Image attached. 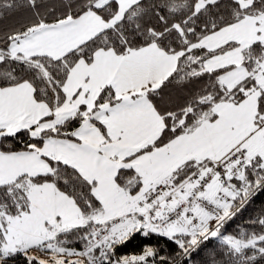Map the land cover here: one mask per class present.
I'll return each instance as SVG.
<instances>
[{"label": "snow or ice", "instance_id": "6c2138e0", "mask_svg": "<svg viewBox=\"0 0 264 264\" xmlns=\"http://www.w3.org/2000/svg\"><path fill=\"white\" fill-rule=\"evenodd\" d=\"M19 9L0 33V264H176L154 236L264 264V213L222 231L264 190V0H0Z\"/></svg>", "mask_w": 264, "mask_h": 264}, {"label": "trees", "instance_id": "16d2710c", "mask_svg": "<svg viewBox=\"0 0 264 264\" xmlns=\"http://www.w3.org/2000/svg\"><path fill=\"white\" fill-rule=\"evenodd\" d=\"M52 3L59 6L60 0H51ZM146 4H150L152 0H144ZM30 15L27 10L19 9L13 13H8L3 15L0 18V33L6 30L10 26H19L24 19ZM145 19H148L147 17ZM152 23H155L153 20ZM207 77L204 81H200L196 84V87L199 88L204 82H206ZM178 86L173 83L166 88V92H169L173 98L178 99L181 96L186 95L184 91H178ZM63 184V181H61ZM264 213V190L259 191L251 200V202L246 205V208L242 210L241 213L237 214L231 221L227 222L225 228L222 230L225 234H237L241 230L252 231L254 229L258 230L257 225H253L252 221L255 220L258 216ZM63 238V237H62ZM68 239L71 242V246L80 248L82 244L79 242L78 238L75 236H70ZM144 243H150L153 246H157L162 249L161 255H165L170 259H173L176 264H192L195 261V264H213L215 261L216 264H221L223 259L227 257H222L220 253L222 252V247L219 245V241L213 239L205 244L201 245V248L198 254H193L192 259L188 260L186 257L179 255L180 250L178 247L171 242H167L164 239H157L155 236L150 241H144ZM141 240H133L127 247L121 249L118 254H133L140 250ZM158 264V258H157Z\"/></svg>", "mask_w": 264, "mask_h": 264}]
</instances>
